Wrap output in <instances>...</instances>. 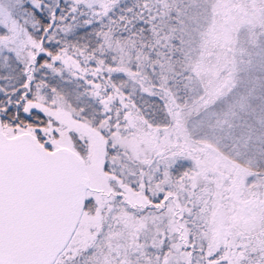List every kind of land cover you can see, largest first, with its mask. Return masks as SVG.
<instances>
[{
    "label": "snow or ice",
    "instance_id": "snow-or-ice-1",
    "mask_svg": "<svg viewBox=\"0 0 264 264\" xmlns=\"http://www.w3.org/2000/svg\"><path fill=\"white\" fill-rule=\"evenodd\" d=\"M0 264H264V0H0Z\"/></svg>",
    "mask_w": 264,
    "mask_h": 264
}]
</instances>
